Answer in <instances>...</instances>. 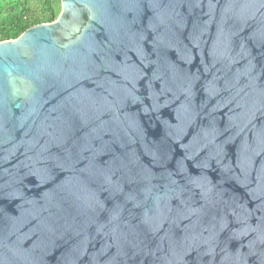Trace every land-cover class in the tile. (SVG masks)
<instances>
[{"label":"water","instance_id":"1","mask_svg":"<svg viewBox=\"0 0 264 264\" xmlns=\"http://www.w3.org/2000/svg\"><path fill=\"white\" fill-rule=\"evenodd\" d=\"M0 43V264H264V0H61Z\"/></svg>","mask_w":264,"mask_h":264},{"label":"trees","instance_id":"2","mask_svg":"<svg viewBox=\"0 0 264 264\" xmlns=\"http://www.w3.org/2000/svg\"><path fill=\"white\" fill-rule=\"evenodd\" d=\"M61 11V0H0V43L19 38L34 26L55 22Z\"/></svg>","mask_w":264,"mask_h":264}]
</instances>
